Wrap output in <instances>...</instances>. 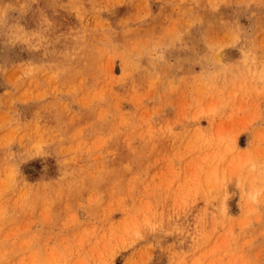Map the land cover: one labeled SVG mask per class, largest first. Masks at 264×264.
Instances as JSON below:
<instances>
[{
	"label": "rangeland",
	"instance_id": "obj_1",
	"mask_svg": "<svg viewBox=\"0 0 264 264\" xmlns=\"http://www.w3.org/2000/svg\"><path fill=\"white\" fill-rule=\"evenodd\" d=\"M0 264H264V0H0Z\"/></svg>",
	"mask_w": 264,
	"mask_h": 264
},
{
	"label": "bare ground",
	"instance_id": "obj_2",
	"mask_svg": "<svg viewBox=\"0 0 264 264\" xmlns=\"http://www.w3.org/2000/svg\"><path fill=\"white\" fill-rule=\"evenodd\" d=\"M217 170L215 169V172H216Z\"/></svg>",
	"mask_w": 264,
	"mask_h": 264
}]
</instances>
